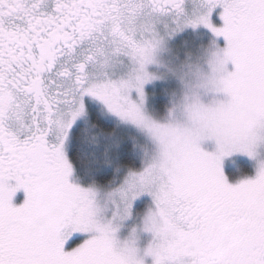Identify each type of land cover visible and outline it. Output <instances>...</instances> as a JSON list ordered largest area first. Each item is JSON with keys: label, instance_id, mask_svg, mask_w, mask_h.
<instances>
[{"label": "snow or ice", "instance_id": "6c2138e0", "mask_svg": "<svg viewBox=\"0 0 264 264\" xmlns=\"http://www.w3.org/2000/svg\"><path fill=\"white\" fill-rule=\"evenodd\" d=\"M0 264H264V0H0Z\"/></svg>", "mask_w": 264, "mask_h": 264}]
</instances>
